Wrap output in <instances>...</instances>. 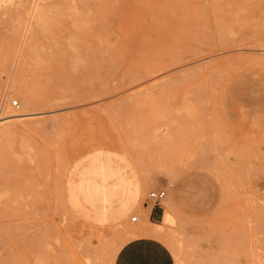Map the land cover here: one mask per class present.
<instances>
[{"label":"rangeland","instance_id":"374dc122","mask_svg":"<svg viewBox=\"0 0 264 264\" xmlns=\"http://www.w3.org/2000/svg\"><path fill=\"white\" fill-rule=\"evenodd\" d=\"M32 1L0 0V100L36 103L3 125L0 264H113L138 235L264 264V0H39L28 24ZM170 184L163 226L129 209Z\"/></svg>","mask_w":264,"mask_h":264},{"label":"crops","instance_id":"0c3cea01","mask_svg":"<svg viewBox=\"0 0 264 264\" xmlns=\"http://www.w3.org/2000/svg\"><path fill=\"white\" fill-rule=\"evenodd\" d=\"M154 186L155 185L152 184V187ZM147 187L149 189L148 185ZM167 188L169 191V196L164 199L165 210L163 215L157 212L154 201L149 197V193L151 191L148 192V196L146 197L145 201L142 200V203L133 202L129 204V209L135 208L138 211L139 208L143 206V208L140 209L143 215V222L163 225V219L165 217V214L167 213V205L172 208L173 212H175L176 210L173 199V193L175 191L173 188V184H170V186H168ZM127 203L128 202H126V204H124L123 206L125 210ZM120 207H122L120 204L115 205L116 209H119ZM113 264H175V259L171 248L161 238L149 235H138L130 238L120 246V248L116 252Z\"/></svg>","mask_w":264,"mask_h":264},{"label":"bare ground","instance_id":"6f19581e","mask_svg":"<svg viewBox=\"0 0 264 264\" xmlns=\"http://www.w3.org/2000/svg\"><path fill=\"white\" fill-rule=\"evenodd\" d=\"M25 3V2H24ZM38 4H39V0H33L32 4L30 5V7L27 9V13H26V17H25V21H28V24L35 18L36 16V12L38 10ZM21 14V13H20ZM27 27V26H26ZM27 30V28L25 29ZM26 34V33H25ZM23 39V36H22ZM22 45V43H21ZM20 48V46H19ZM19 51V50H18ZM18 55V54H17ZM22 101H23V106H19V110H15L13 108H11L9 101H8V95L5 94V97L3 98V101L5 102V107H3V112L2 115L0 114V151L2 149V147L4 146V143L9 140L13 135L17 134L18 132L16 131V129L13 127V124H9L6 127H3V125L10 120H14V119H22V118H26L28 116L33 115L32 112L34 111V106H35V99L32 96V94L30 92L25 93L24 95H21ZM27 102V104H29L30 108H25V103ZM30 131V130H29ZM49 177V176H48ZM150 209V208H149ZM141 213V212H140ZM171 213H174L172 208H170L169 206V210L167 211L166 214V222H169L172 220L173 215ZM143 218V215H142ZM143 221V220H142ZM151 226V225H150ZM160 226V225H158ZM163 226V225H162ZM137 227V226H135ZM150 227H148L147 225V229L149 230ZM132 230V229H131ZM159 231V233H161L162 228L160 229H156ZM134 231V230H133ZM165 231V230H164ZM155 232V231H154ZM134 233V232H133ZM132 233V234H133ZM149 233V232H148ZM164 233V232H163ZM129 234V233H128ZM157 234V233H156ZM162 235V234H160Z\"/></svg>","mask_w":264,"mask_h":264},{"label":"built area","instance_id":"2783aa9c","mask_svg":"<svg viewBox=\"0 0 264 264\" xmlns=\"http://www.w3.org/2000/svg\"><path fill=\"white\" fill-rule=\"evenodd\" d=\"M11 105L15 108L20 106V101L18 99H14L11 101ZM4 107V103L3 101L0 100V114L1 111ZM166 196V190H153L149 193V197L154 201L155 205H161L162 204V200L165 198ZM140 220V215L134 214L131 217V221L132 222H138Z\"/></svg>","mask_w":264,"mask_h":264}]
</instances>
